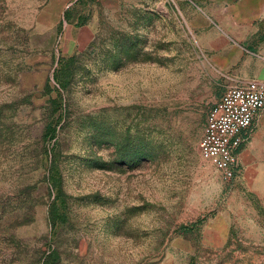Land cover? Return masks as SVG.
I'll return each instance as SVG.
<instances>
[{
    "label": "rangeland",
    "instance_id": "1",
    "mask_svg": "<svg viewBox=\"0 0 264 264\" xmlns=\"http://www.w3.org/2000/svg\"><path fill=\"white\" fill-rule=\"evenodd\" d=\"M237 2L0 0V264H264V129L232 181L199 148Z\"/></svg>",
    "mask_w": 264,
    "mask_h": 264
},
{
    "label": "built area",
    "instance_id": "2",
    "mask_svg": "<svg viewBox=\"0 0 264 264\" xmlns=\"http://www.w3.org/2000/svg\"><path fill=\"white\" fill-rule=\"evenodd\" d=\"M264 110V81L228 88L207 114L200 155L227 181L240 172L239 155Z\"/></svg>",
    "mask_w": 264,
    "mask_h": 264
},
{
    "label": "crops",
    "instance_id": "3",
    "mask_svg": "<svg viewBox=\"0 0 264 264\" xmlns=\"http://www.w3.org/2000/svg\"><path fill=\"white\" fill-rule=\"evenodd\" d=\"M236 5L244 19H252L251 26L244 23L233 27L234 32L221 33L214 29L198 36L199 44L207 54L206 69L214 78L226 83L224 93L247 81H264V0H238ZM263 129L264 110L252 133L259 132L260 135ZM259 135L255 136L254 145Z\"/></svg>",
    "mask_w": 264,
    "mask_h": 264
},
{
    "label": "trees",
    "instance_id": "4",
    "mask_svg": "<svg viewBox=\"0 0 264 264\" xmlns=\"http://www.w3.org/2000/svg\"><path fill=\"white\" fill-rule=\"evenodd\" d=\"M57 203L54 202L53 206L50 209V224H52V227L55 228L56 227V223H57ZM186 228V227H185ZM58 253L56 250H53L45 259L44 264H58Z\"/></svg>",
    "mask_w": 264,
    "mask_h": 264
}]
</instances>
